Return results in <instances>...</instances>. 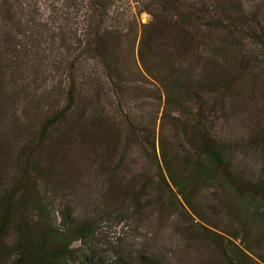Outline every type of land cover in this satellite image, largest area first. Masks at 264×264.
<instances>
[{
  "label": "trees",
  "instance_id": "1",
  "mask_svg": "<svg viewBox=\"0 0 264 264\" xmlns=\"http://www.w3.org/2000/svg\"><path fill=\"white\" fill-rule=\"evenodd\" d=\"M251 3L0 0V240L17 238L12 264H161L99 257L65 202L67 176L93 169L111 193L134 153L147 166L123 191L131 209L169 194L223 264H264V10ZM251 153L258 168L242 161ZM204 192L216 223L197 212Z\"/></svg>",
  "mask_w": 264,
  "mask_h": 264
},
{
  "label": "rangeland",
  "instance_id": "2",
  "mask_svg": "<svg viewBox=\"0 0 264 264\" xmlns=\"http://www.w3.org/2000/svg\"><path fill=\"white\" fill-rule=\"evenodd\" d=\"M251 4L259 5L264 10V0H252ZM121 9V16L126 18L128 9ZM137 18L139 25L136 29L140 30V26L146 24L150 16L146 12H141ZM132 35L129 39L130 43L134 38V34ZM142 86L153 88L150 84ZM149 105L156 113L158 102L149 100ZM150 111V109L145 110V112ZM160 115L161 113L158 114ZM228 119L222 125L233 134L234 139L246 135L248 129L240 126L239 124L242 123L238 119L234 120L231 117ZM19 150L20 143H17L13 156H16ZM247 158L251 167H259V164H256L257 154L251 153L242 161ZM129 164L127 171L119 172L121 178L129 181L121 180L119 187L114 188L111 193L104 177L93 169L89 171L88 168H82L78 175L73 173L67 176L69 190L65 202L69 203L72 213L88 226L90 247L95 248L96 254L109 260H114L118 255H125L132 262L138 261L140 255L144 254L159 260L161 264H223L218 254L211 249L212 245L209 241L196 239V237L202 238V234L198 232L200 227L190 223L188 213L182 211L178 205L179 200L172 199L169 194L165 193L160 197L155 194L156 192L148 191L143 197L140 211L131 209L132 206L123 191H126L127 184L133 183L132 180L140 174V168L147 166V163L140 155L134 153ZM13 166L14 163L9 162L3 168V174L8 180L12 176L15 177L16 171ZM150 172L152 173L153 169ZM0 184V194L9 189L7 185ZM201 195L198 200V214L209 222H218L215 220L220 216L211 215L214 198L208 192ZM149 198L151 200L148 202ZM188 224L198 231L187 228ZM16 239L10 231L0 240V264H12L11 245L17 242ZM79 244L76 242L74 246Z\"/></svg>",
  "mask_w": 264,
  "mask_h": 264
}]
</instances>
